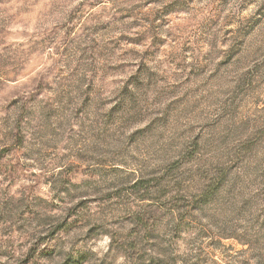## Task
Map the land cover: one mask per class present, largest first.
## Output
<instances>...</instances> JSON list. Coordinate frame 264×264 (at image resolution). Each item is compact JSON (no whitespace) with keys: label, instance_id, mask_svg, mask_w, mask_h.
<instances>
[{"label":"rangeland","instance_id":"obj_1","mask_svg":"<svg viewBox=\"0 0 264 264\" xmlns=\"http://www.w3.org/2000/svg\"><path fill=\"white\" fill-rule=\"evenodd\" d=\"M0 264H264V0H0Z\"/></svg>","mask_w":264,"mask_h":264},{"label":"trees","instance_id":"obj_2","mask_svg":"<svg viewBox=\"0 0 264 264\" xmlns=\"http://www.w3.org/2000/svg\"><path fill=\"white\" fill-rule=\"evenodd\" d=\"M139 184H140V183H135V184L133 185L132 188H133V189H137V188L139 187Z\"/></svg>","mask_w":264,"mask_h":264}]
</instances>
